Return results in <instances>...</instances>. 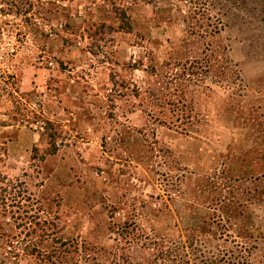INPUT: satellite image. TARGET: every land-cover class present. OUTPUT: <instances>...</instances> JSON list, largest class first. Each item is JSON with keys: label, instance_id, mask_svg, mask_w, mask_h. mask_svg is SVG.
<instances>
[{"label": "rangeland", "instance_id": "374dc122", "mask_svg": "<svg viewBox=\"0 0 264 264\" xmlns=\"http://www.w3.org/2000/svg\"><path fill=\"white\" fill-rule=\"evenodd\" d=\"M38 237L264 264V0H0V262Z\"/></svg>", "mask_w": 264, "mask_h": 264}, {"label": "trees", "instance_id": "16d2710c", "mask_svg": "<svg viewBox=\"0 0 264 264\" xmlns=\"http://www.w3.org/2000/svg\"><path fill=\"white\" fill-rule=\"evenodd\" d=\"M49 123V122H46ZM127 233H130L129 231ZM131 234V233H130ZM165 241L167 240L166 237ZM192 239V235H187V239ZM139 239L153 245L152 249H154L155 245H160V239L153 240L151 237H139ZM55 240V239H54ZM59 241V240H57ZM21 242L19 239H14L11 243H9L10 249H15L18 247V244ZM40 238L35 240L34 245H25L24 253L26 255L33 256L38 259L37 264H89L92 260H94V264H132L131 255L125 252V247L116 245L114 248H103L96 247L91 245H86L84 242L73 243L70 241H62L60 247H56L54 245V250L40 248ZM186 242L176 241L174 246L165 245V248L161 251V253L149 252V257L145 259L146 264H193L191 257L193 260L196 259L195 249H192V244L186 245ZM193 243V241H191ZM73 250V251H69ZM14 258H18L20 254L14 251ZM9 253V251H7ZM190 255V256H189ZM6 256V255H5ZM206 258H210V255H207ZM103 259V261H100ZM6 260V257H4ZM225 261L224 257L218 258L217 256H212L210 260H204L205 264H221ZM6 262V261H5ZM4 261H1L0 264H5Z\"/></svg>", "mask_w": 264, "mask_h": 264}]
</instances>
